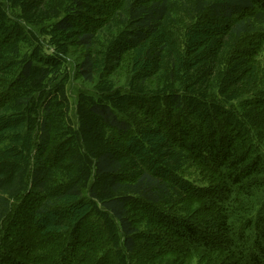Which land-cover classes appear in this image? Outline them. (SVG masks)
Instances as JSON below:
<instances>
[{"label":"trees","instance_id":"1","mask_svg":"<svg viewBox=\"0 0 264 264\" xmlns=\"http://www.w3.org/2000/svg\"><path fill=\"white\" fill-rule=\"evenodd\" d=\"M0 264H264V0H0Z\"/></svg>","mask_w":264,"mask_h":264},{"label":"rangeland","instance_id":"2","mask_svg":"<svg viewBox=\"0 0 264 264\" xmlns=\"http://www.w3.org/2000/svg\"><path fill=\"white\" fill-rule=\"evenodd\" d=\"M73 87L75 88L76 85H73ZM74 88H73V89H74ZM70 96H71V100H72V92H71V91H70ZM141 154H142V156H143V153H142V152H141ZM141 154H140V155H141Z\"/></svg>","mask_w":264,"mask_h":264}]
</instances>
